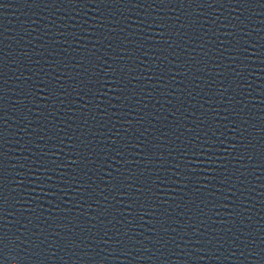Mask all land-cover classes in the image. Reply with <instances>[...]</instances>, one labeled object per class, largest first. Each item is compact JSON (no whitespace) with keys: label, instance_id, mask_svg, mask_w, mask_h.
I'll return each instance as SVG.
<instances>
[{"label":"water","instance_id":"water-1","mask_svg":"<svg viewBox=\"0 0 264 264\" xmlns=\"http://www.w3.org/2000/svg\"><path fill=\"white\" fill-rule=\"evenodd\" d=\"M0 264H264V0H0Z\"/></svg>","mask_w":264,"mask_h":264}]
</instances>
